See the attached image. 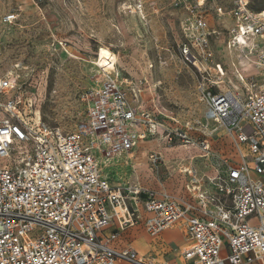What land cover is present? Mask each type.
Masks as SVG:
<instances>
[{"label":"built area","instance_id":"obj_1","mask_svg":"<svg viewBox=\"0 0 264 264\" xmlns=\"http://www.w3.org/2000/svg\"><path fill=\"white\" fill-rule=\"evenodd\" d=\"M188 1L185 40L178 46L184 61L197 69L206 119L231 133L241 160L215 168L208 182L184 166L185 188L198 200L196 208L151 189L113 186L102 174L96 150L108 157L131 153L141 139L161 134L167 144L194 139L183 128H166L145 108L139 88L115 67L101 68L99 86L84 96L86 121L75 131L28 117L22 100L8 95L15 79H0V264H166L140 258L133 246L112 245L139 224L141 214L150 234L185 221L192 243L183 254L192 264L264 263V85L249 96L220 88L211 47L216 31L202 11L208 0ZM250 4L234 0L229 9L217 8L235 23L229 49L245 58L257 51L255 38L264 39V9L254 11ZM17 141L31 150L20 164L4 166L1 160ZM197 142L210 155L209 140ZM148 157L154 168L162 167L160 152Z\"/></svg>","mask_w":264,"mask_h":264},{"label":"rangeland","instance_id":"obj_2","mask_svg":"<svg viewBox=\"0 0 264 264\" xmlns=\"http://www.w3.org/2000/svg\"><path fill=\"white\" fill-rule=\"evenodd\" d=\"M250 1L254 11L264 9V0ZM233 2L208 0L202 11L208 14L211 29L216 31L211 36V47L224 81L220 88L249 96L264 85V65H260L264 63V39H257V51L246 58L240 50L229 49L235 23L229 15L219 14L217 8L229 9ZM189 17L185 0H0V79H15L14 90L8 95L13 93L22 100L28 117H39L50 126L75 131L86 121L85 94L102 80L103 67L93 62L114 55L116 64L107 68L115 67L121 78H128L139 88L146 109L170 130L183 128L198 141L208 139L211 150L206 156L194 146V154L203 157L179 158V150L186 144H167L161 134L141 139L132 157L128 153L108 157L96 150L102 174L113 186L173 193L174 184L183 190L188 180L181 168L191 166L208 182L215 168L224 169L234 163L230 156L234 150L239 151L228 130L206 119L207 105L197 90V69L184 61L179 49ZM247 65L251 68L243 71ZM111 72L115 75L116 71ZM242 148L251 159L248 145L244 143ZM30 150L31 145L14 142L11 155L1 163L7 167L20 164ZM152 151L163 155L161 168L151 165L148 154ZM208 160L212 166L209 174H204L202 169ZM208 186L206 183V189ZM210 187L213 189V185ZM144 218L145 214H141L139 225L123 231L112 245H132L139 255L151 257L154 248L143 234ZM175 233L180 239H187L181 229ZM176 245L170 244L174 249ZM166 247L165 251L171 249ZM165 257L175 259V264H184L177 250L165 253Z\"/></svg>","mask_w":264,"mask_h":264},{"label":"crops","instance_id":"obj_3","mask_svg":"<svg viewBox=\"0 0 264 264\" xmlns=\"http://www.w3.org/2000/svg\"><path fill=\"white\" fill-rule=\"evenodd\" d=\"M158 148L161 151L162 146L160 145ZM211 166H212L211 165V161L208 160L205 163V167H203V169H202V171L204 172V174L205 173L209 174L208 172L210 171L209 169H211ZM214 174H215V171H214ZM179 181H180V184H181L182 181L180 179L179 180L177 179V183H179ZM174 183H176V182L174 181L173 184ZM210 185L207 187V189L208 190H213L214 188L212 189V187H210ZM174 186L176 188V192H173L172 193V196H175L176 199L179 198L181 200L187 201V202H189V203H191L193 205L198 206V200L188 191V189H186L185 187H183L184 189L183 190H180L178 184L177 185L174 184ZM160 192H162V191H160ZM194 213L195 214H198V215H202V212L199 209H195L194 210ZM145 217H146V215H145ZM138 225H136L134 227H137ZM176 229H181V233H183L184 236L187 237V239L186 240L180 239L181 236L180 235L177 236L176 233H175ZM143 234H144V236H146V237L149 238V240H150V246L154 248V253H152V256L151 257H146L145 255L141 254L142 257H144L146 259H151V260L153 259V261H156L157 263L175 264L177 261L175 259L174 260H167L166 257H165V253H167V252H169L171 250H177L178 251V254H179V259H180V257H183L184 258V264H192V261L186 259L185 256H184V254H183V251L189 245H191V243H192V240L190 238V235H189V233L187 231V226H186L185 221L178 222V223L174 224L173 226H171L170 228H167V229L161 231L158 234H150L146 230L143 231ZM152 242H154V245L151 244ZM172 242L177 243V245H176L177 247L175 249L170 246V244ZM185 244H186V246L182 249V246L185 245ZM166 246H168L171 249L169 251H165V249L167 248ZM120 247H122V245ZM162 250L164 252L161 253ZM137 252L139 253L138 250H137ZM160 257H163L164 260H160ZM171 261H173V262H171ZM259 262L256 261V262L249 263V264H260Z\"/></svg>","mask_w":264,"mask_h":264},{"label":"bare ground","instance_id":"obj_4","mask_svg":"<svg viewBox=\"0 0 264 264\" xmlns=\"http://www.w3.org/2000/svg\"><path fill=\"white\" fill-rule=\"evenodd\" d=\"M257 39H259V40H262V38H260V37H256L255 38V42L257 41ZM118 57V56H117ZM117 60L118 59H116V58H114V55H106L105 57H103V58H101V59H98L97 61H94L93 63H95V64H97V65H99V66H101V67H103V68H107V67H111V66H113L114 64H116V62H117ZM251 63V62H250ZM260 65L262 66V65H264V63H260ZM247 68H251V65H247V66H245L244 68H242L243 69V71L244 70H246ZM240 69V68H239ZM10 73H13V71L12 72H10ZM243 74V73H242ZM245 74V73H244ZM9 77V76H8ZM103 78V76L101 77V79ZM221 82H224V81H221ZM224 84V83H223ZM13 86H14V83H13ZM223 89V88H222ZM191 135V134H190ZM192 136V135H191ZM192 138L194 139V142H192V143H186V145H184V147H182L180 150H179V154H178V157L180 158V157H182L183 159H189V158H195V157H197V156H199L200 158L201 157H203L204 155H198V154H194L195 152H196V149L197 148H199L201 151H203L204 153H205V155L207 156L208 154H209V152H207L206 150H204V149H202V147L198 144V142H197V140L198 139H195L193 136H192ZM189 145V146H188ZM194 146H197V148L196 147H194ZM175 148V147H174ZM165 150H167V149H165ZM127 155H130V157H132L133 155H134V152H131V153H128ZM167 155V154H166ZM168 156V155H167ZM231 158H233V160H235L236 162L237 161H240L241 160V156L239 155V153L237 152V151H235L234 150V154L232 155V156H230ZM192 160H194V159H192ZM192 163V162H191ZM192 165V164H191ZM183 168L184 167H182L181 169L183 170ZM181 170V171H182ZM171 183V182H170ZM182 185V184H181ZM180 185V186H181ZM164 187H165V185H164ZM171 189V188H170ZM180 189V188H179ZM184 189V188H183ZM166 191V190H165ZM157 192V194H158V196H163V195H167L168 197H172V198H176L175 196H172V193H171V191L169 190V192H160V191H156ZM178 200H180V201H182V202H184V203H187V201H184V200H181V199H179V198H177ZM193 206V208H196L197 206L196 205H192ZM180 232V231H179ZM184 236V235H183ZM112 244H114V243H112ZM139 257L140 258H144V257H142L141 255H139ZM146 259V258H145ZM161 259H163V257H161ZM146 260H151V259H146ZM155 260V259H154ZM164 260V259H163ZM152 262H156V261H153V259L151 260ZM181 262H183L184 263V259L182 260H180Z\"/></svg>","mask_w":264,"mask_h":264}]
</instances>
